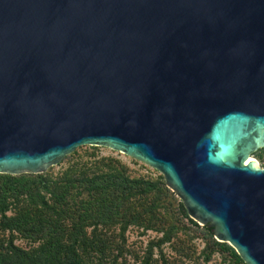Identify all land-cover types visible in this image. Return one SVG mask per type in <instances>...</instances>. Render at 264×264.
Returning a JSON list of instances; mask_svg holds the SVG:
<instances>
[{"label":"water","instance_id":"water-1","mask_svg":"<svg viewBox=\"0 0 264 264\" xmlns=\"http://www.w3.org/2000/svg\"><path fill=\"white\" fill-rule=\"evenodd\" d=\"M83 146L157 170L264 264V0H0V174Z\"/></svg>","mask_w":264,"mask_h":264},{"label":"trees","instance_id":"trees-1","mask_svg":"<svg viewBox=\"0 0 264 264\" xmlns=\"http://www.w3.org/2000/svg\"><path fill=\"white\" fill-rule=\"evenodd\" d=\"M52 168L39 175L0 174V264H130L128 256L138 259L127 245L131 227L162 234L141 264H156L154 248L185 229L202 231L210 249L206 261L212 246L245 264L210 227L188 216L163 176H133L120 160L95 152L56 174Z\"/></svg>","mask_w":264,"mask_h":264},{"label":"rangeland","instance_id":"rangeland-1","mask_svg":"<svg viewBox=\"0 0 264 264\" xmlns=\"http://www.w3.org/2000/svg\"><path fill=\"white\" fill-rule=\"evenodd\" d=\"M94 152L101 157L120 160L130 168L133 176L149 175L153 178L162 176L157 170L131 157L103 147H97L93 150L90 146L78 148L72 157H70V155L67 156L61 164L53 167L51 171L56 174L62 168L67 167L69 162L73 161L75 158H88V156ZM251 158L256 159L260 166L264 168V150L258 151ZM200 226L203 227L202 225ZM185 231L186 232H184V230L178 231L171 242L164 244L160 248H154L153 260H157L156 264H238L233 260L229 253L223 252L219 248L212 246L210 259L206 261L205 253L210 252V249H207L208 244L202 231L199 230L196 232L195 230L188 231L186 229ZM161 237V233L150 230L144 231L142 229L131 227L127 233V245L137 251L138 259H133V257L128 256L127 259H129V263L141 264V260L143 256H145L147 247L150 244L152 245L153 242L156 243ZM162 258H164L166 262L163 261Z\"/></svg>","mask_w":264,"mask_h":264}]
</instances>
